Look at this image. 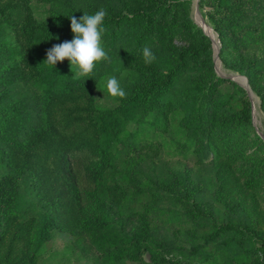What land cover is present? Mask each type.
Listing matches in <instances>:
<instances>
[{
	"label": "trees",
	"instance_id": "obj_1",
	"mask_svg": "<svg viewBox=\"0 0 264 264\" xmlns=\"http://www.w3.org/2000/svg\"><path fill=\"white\" fill-rule=\"evenodd\" d=\"M199 4L209 8L223 65L254 80L260 69L245 55V43L257 38L264 57V0ZM18 7L20 19L11 27L17 46L0 38V264H37L55 229L88 235L111 264L142 261L146 253L153 264H212L220 257L221 264H264V141L253 131L244 89L216 74L212 41L191 19L186 1L87 0L76 7L54 0L48 18L36 21L27 0H0V13ZM101 8L107 11L105 51L110 59L120 53L133 71L127 97L111 108L100 107L94 93L110 59L80 78L67 59L55 67L43 63L53 45L74 38L69 17ZM144 47L156 56L150 65ZM226 82L231 92L221 90ZM23 83L38 89V105L20 93ZM252 88L264 110V84ZM134 123L171 130L175 147L214 169L218 216L215 205L207 209L195 199L200 191L188 172L177 177L180 188L162 179L148 192L145 208L160 211L171 202L175 221L193 227L189 249L170 247L186 262L159 254L166 244L153 236L147 215L133 218L132 207L122 212L145 192L116 169L119 145L130 140ZM84 182L94 188L92 213L82 203Z\"/></svg>",
	"mask_w": 264,
	"mask_h": 264
},
{
	"label": "rangeland",
	"instance_id": "obj_2",
	"mask_svg": "<svg viewBox=\"0 0 264 264\" xmlns=\"http://www.w3.org/2000/svg\"><path fill=\"white\" fill-rule=\"evenodd\" d=\"M51 1L54 0H27L33 18L36 21H43L48 18ZM65 3L81 7L86 5L87 0H63ZM191 19L199 26L212 41L213 48V65L218 76L228 79L244 89L246 96L250 100L252 110L253 131L264 141V110L260 106V101L252 86L264 84V57L263 46L257 38L246 40L245 55L249 59H253L257 67L260 69L257 72L254 80L242 73L229 69L223 65L219 57L220 43L216 32L210 25L206 6H201L199 0H185ZM22 10L20 7L9 9L5 14L0 13V17L5 22L0 28V38L12 47L17 46L16 37L12 31V26L20 19ZM205 27V28H204ZM213 36V38H212ZM109 53V52H108ZM107 53V54H108ZM111 53H109L110 55ZM121 57V58H120ZM121 54L112 53L108 66L109 69L104 71L98 78L94 93L97 104L102 108H111L118 103L119 98H113L107 94L106 81L111 76H116L124 90L132 79L133 71L123 64ZM68 67L70 63L68 61ZM18 90L27 98L28 102L38 105L39 91L32 83L19 84ZM223 92H231L233 85L226 82L221 86ZM233 104L236 107L240 103L235 99ZM130 130L132 134L130 140L119 145V154L116 160V169L124 173L130 180L143 187L144 193L136 196L135 203H132L130 209H123L125 215L131 213L134 208L133 218L139 213L147 215V218L152 227L153 236L166 245L160 248V253L172 263L174 260L179 262L187 260V256L182 255L173 247L174 245H182L183 249H189L190 237L193 232V227L188 224L181 225L175 221L174 215L175 206L171 202L166 203V208L160 211L152 208H145V203L149 199V191L151 187H155L159 181L166 179L173 184L175 188H180L177 177L181 173L188 172L192 179L198 184L199 193L194 197L197 201L203 200L207 209L212 206L214 216H218L220 204L213 199L212 190L214 189V169L208 162L204 164H196L193 162L190 154L186 150H181L171 142V130L163 131L161 128H147L142 124H131ZM146 137V138H145ZM133 182H128L127 187L131 189ZM176 185V186H175ZM82 203L88 213H92L94 205V188L84 182L80 186ZM132 207V209H131ZM196 231V235H199ZM173 245V246H172ZM168 247V248H167ZM206 251H210L208 247ZM221 262L225 261L224 257H220ZM107 258V252L104 249L98 248L91 242L88 235L80 236L71 235L65 231L55 229L50 240L44 243L38 253L37 264H111ZM216 260L212 264H221ZM122 264H153L150 255L144 254L142 261L123 260Z\"/></svg>",
	"mask_w": 264,
	"mask_h": 264
},
{
	"label": "clouds",
	"instance_id": "obj_3",
	"mask_svg": "<svg viewBox=\"0 0 264 264\" xmlns=\"http://www.w3.org/2000/svg\"><path fill=\"white\" fill-rule=\"evenodd\" d=\"M107 11L104 8L95 14L84 13L77 19L75 16L69 17L71 21V32L74 38L69 42L53 45L47 51V58L43 62L48 66L55 67L57 62L67 59L70 63L71 71L78 78L90 77L96 63L109 60V56L103 47L102 34L104 19ZM143 59L146 65L152 64L156 60L155 54L149 47L143 48ZM107 94L113 98L125 99L127 93L121 86L116 76H111L106 81Z\"/></svg>",
	"mask_w": 264,
	"mask_h": 264
},
{
	"label": "water",
	"instance_id": "obj_4",
	"mask_svg": "<svg viewBox=\"0 0 264 264\" xmlns=\"http://www.w3.org/2000/svg\"><path fill=\"white\" fill-rule=\"evenodd\" d=\"M203 31H204V29H203ZM205 32V31H204ZM206 33V32H205Z\"/></svg>",
	"mask_w": 264,
	"mask_h": 264
},
{
	"label": "bare ground",
	"instance_id": "obj_5",
	"mask_svg": "<svg viewBox=\"0 0 264 264\" xmlns=\"http://www.w3.org/2000/svg\"><path fill=\"white\" fill-rule=\"evenodd\" d=\"M205 28V27H204ZM212 38H213V36H212Z\"/></svg>",
	"mask_w": 264,
	"mask_h": 264
}]
</instances>
